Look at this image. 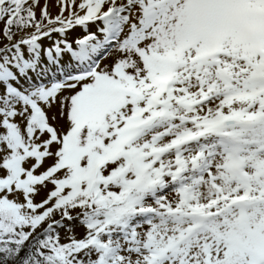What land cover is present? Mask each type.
<instances>
[{
  "label": "snow or ice",
  "instance_id": "obj_1",
  "mask_svg": "<svg viewBox=\"0 0 264 264\" xmlns=\"http://www.w3.org/2000/svg\"><path fill=\"white\" fill-rule=\"evenodd\" d=\"M39 5L0 0V264H264V0Z\"/></svg>",
  "mask_w": 264,
  "mask_h": 264
},
{
  "label": "rangeland",
  "instance_id": "obj_2",
  "mask_svg": "<svg viewBox=\"0 0 264 264\" xmlns=\"http://www.w3.org/2000/svg\"><path fill=\"white\" fill-rule=\"evenodd\" d=\"M45 4L48 5L49 11L51 12L52 15H56L59 13V8L57 7V0H40V5H39V7L36 8L37 16H39L40 9ZM3 27H4L3 23H0V29H2ZM91 31H95V25L91 26ZM83 35H84V32L78 28L70 34V38H72V37L79 38V37H82ZM45 40H46L45 47L49 46L52 43V41H50V40H47V39H45ZM80 231H82V229L78 228L77 232L79 233ZM62 236H63V233H62Z\"/></svg>",
  "mask_w": 264,
  "mask_h": 264
},
{
  "label": "bare ground",
  "instance_id": "obj_3",
  "mask_svg": "<svg viewBox=\"0 0 264 264\" xmlns=\"http://www.w3.org/2000/svg\"><path fill=\"white\" fill-rule=\"evenodd\" d=\"M45 42H46V40H44V41L42 42L44 46H45Z\"/></svg>",
  "mask_w": 264,
  "mask_h": 264
}]
</instances>
